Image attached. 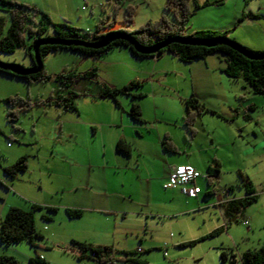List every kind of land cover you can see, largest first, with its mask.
Returning <instances> with one entry per match:
<instances>
[{
  "label": "rangeland",
  "instance_id": "obj_1",
  "mask_svg": "<svg viewBox=\"0 0 264 264\" xmlns=\"http://www.w3.org/2000/svg\"><path fill=\"white\" fill-rule=\"evenodd\" d=\"M16 1L32 5L30 3L32 1L45 2L46 0ZM54 1L49 0L51 5ZM165 1L130 0L128 5L134 9L132 23H130V25L133 24V28H131L136 29L148 21H156L161 16ZM124 2L127 3L125 0ZM261 2L264 3V0ZM247 3L249 0H224V4L219 6L220 8L207 6L203 12L204 16H192L186 26L185 33L190 34L197 30L223 32L226 30L223 28L227 26L229 36L234 37L252 50H264V38L254 37L246 19L228 24L231 20L228 19L229 11L234 8L241 10V6ZM87 6L90 5L83 3L85 9ZM116 8L115 21L110 27L113 29L127 28L122 7L117 6ZM38 9L43 11L41 8ZM96 9L98 8L96 7ZM220 13L223 16H220ZM110 20L113 21V15L110 16ZM29 40L27 39L28 44ZM124 52L126 51L111 50L105 56L107 59L113 58L112 61L118 62L114 66L115 70L109 68L111 73L123 72L124 69H128L129 65H138V62L129 58L130 55L127 52L128 60L125 61ZM50 53L56 54H48L43 60V64L46 71L51 74L70 69L82 71L89 68L92 62L91 58L83 59L77 52L70 50L61 49ZM0 60L18 62L26 66L32 64V59L26 53V48H18L12 53L0 51ZM102 71L106 70L102 69ZM222 75L227 80L225 74L222 73ZM173 78L183 79V76L178 77L171 73L167 75V79L173 80ZM194 83L196 82L194 81ZM227 85L229 86L227 89H231V97L235 96V99L232 98L233 107H235V112L232 111L234 117H227L219 107H216L220 113L203 111L196 120L202 118L206 131L215 135L216 140L227 143L226 146H219L218 149L212 150L221 158L220 172L213 178L214 184L220 190L228 184H233L234 190L231 195L233 193L242 195L244 188L239 186L236 173L240 170L253 181L259 196L256 201L248 204L241 214L237 215V220L229 223L226 230L209 236L212 230L223 223L224 218L220 210L201 205L202 203H198V201L195 203V199L187 204V208H190L188 213H179L176 216L171 215V217L165 215L166 213H161L156 216L157 218L144 219L135 214L124 215L119 212L98 209L106 206L102 196H99L96 201L86 203L98 207L97 209L93 208L90 211L82 209L80 217L69 218L62 204L73 201L75 198L69 191L63 192L59 187L60 180L66 178L65 176L61 177V169H57L61 168L62 164L58 163L56 167L51 163V160L47 161L43 157L50 152L51 147L54 149L62 147L58 145V141L56 143L53 141L55 133L52 126L57 123V116L65 112L55 105H44L46 113L42 115L41 119L38 120L37 114H35V110L39 106L34 105V100L41 96L45 98L54 86L51 82L28 83L24 78L0 71V219L10 206L29 208L30 202H25L20 197L34 201L30 196L39 195L59 204V210L54 214L52 221L42 219V210L35 212V225L42 234V237L37 240L39 245L37 251L45 256L49 264H97L90 257L78 258V249L71 247L72 239L87 240L94 245L110 248L111 256L116 259L115 264H139L121 259L125 256L123 251L136 252L129 255L144 259L143 264H220L219 247L227 250L232 249L235 254L239 255L246 249L261 246L264 243V96L254 95L241 80L235 82L227 80ZM147 86L148 84L144 87L145 91ZM148 93V98L153 97L151 91ZM9 96H19L23 99L29 96L32 102L31 110L20 111L19 119L14 123L7 120L9 108L3 101ZM251 102L256 104L254 109L246 107ZM215 106L217 105L215 104ZM206 107L209 108V105ZM245 114H249V117L245 118L243 116ZM196 123H194V127ZM32 124L36 126L35 133L32 131ZM51 131L53 140L47 139ZM40 136L41 140L38 145H41L40 155L43 156L40 159H35L30 155L27 170L19 172L14 179H8L2 172V166L12 163L21 155L15 157L11 151L20 142L25 143L20 146L25 152L30 154L33 149L36 151L37 146L34 148L29 144L32 139ZM12 144L14 145L9 147ZM67 146L69 145L67 144ZM80 146L78 145L79 148H81ZM202 172H205L204 168ZM14 199L19 202V205H10ZM244 219H247V224L244 223ZM195 239L199 240L193 245H180L182 242ZM137 250L140 251L137 252ZM33 252L34 248L26 241L12 243L7 247L0 246V254L13 256L17 260V264H28V257L33 255ZM88 254L90 255V251ZM236 264H241L240 260H237Z\"/></svg>",
  "mask_w": 264,
  "mask_h": 264
},
{
  "label": "crops",
  "instance_id": "obj_2",
  "mask_svg": "<svg viewBox=\"0 0 264 264\" xmlns=\"http://www.w3.org/2000/svg\"><path fill=\"white\" fill-rule=\"evenodd\" d=\"M125 1L127 3L124 0H55L52 5L49 0L29 2L37 8L43 9L55 22L67 21L81 29L92 30L101 19L109 23L110 16L113 15V18L116 16L117 6L122 7L124 13V8L130 0ZM196 2L200 6L192 15L195 17L204 16L203 12L207 6L220 8L219 6L224 4V0H196ZM48 3L49 6H47ZM83 3L90 6L85 9ZM89 7L90 9H88ZM163 13L162 7L161 14ZM240 13L254 15L243 19L247 20L254 37L264 38V3L261 0H249V3L241 6V10L231 9L228 13V19H231L228 24L238 21ZM167 16L171 18L170 14ZM220 16L223 14L220 13ZM127 27L133 28V24ZM109 29H113V27ZM223 29L228 31L227 26ZM111 50H125L129 53V58L138 62V65H129L128 69H124L123 72L111 73L109 68L115 70L114 66L118 62L112 61L113 58L107 59L105 56L108 52L99 58L82 56L83 59H92L89 68H97L95 78H80L72 82L69 88L64 87L57 80L48 81L54 86L50 92L62 91L63 94H66L70 89L76 93L77 108L75 110L56 106L65 113L57 116L56 126L51 125L54 128V140L52 131L47 136V139L53 140L54 143L58 141V145L62 147L58 149L51 147L47 155H42L47 161L51 160L54 166L58 163L62 164V167L57 169H61V177L65 176L66 178L60 180L59 187L63 192L69 191L75 198L73 201L62 204L64 209L79 208L89 211L93 208L97 209L98 207L86 203L96 201L97 197L102 196L106 206L98 209L119 212L124 215L135 214L144 219L156 217L161 213H166L165 215H169L168 217L176 216L179 213H188L190 208H187V204L191 203L192 199H195L194 202L198 201V203H202L201 205L210 206L219 211L220 208L214 203L213 192L220 188H217L214 183L208 185L204 179H199L198 183L202 187V192L196 197L188 198L182 195L179 189H164L162 185L172 165H191L201 172L204 168L205 172L203 173L206 174L209 165H213L214 159H217L221 166V158L212 150L218 149L219 146H226L227 143L216 140L215 135L206 131L202 118H199V123L196 121L194 136L190 135L183 122L186 112L185 100L195 98L199 102L209 105V108L216 114L223 111L224 115L233 118L235 107H233L232 98L235 99V96L231 97V89H227V87L229 88L227 80L235 82L241 79L233 80L224 73L225 61L217 54L185 62L167 52L158 56L136 58L124 47H115ZM126 52H124L125 61L128 60ZM102 69L106 71H102ZM169 73L178 77L183 76V79H167ZM222 73L225 74L227 80L224 79ZM133 79L140 82V86L132 89L131 93L142 94L136 99L141 107V120H135L128 114L131 102L129 94H118V104L109 98L95 96L100 91L101 82L120 87ZM242 82L245 84L244 81ZM146 84L148 86L145 91ZM243 87L245 86L243 85ZM248 90L251 91L250 88ZM148 91H151L153 97L148 98ZM37 106L39 107L35 110V114L39 120L46 111L44 105ZM248 106L254 109L256 104L251 102L246 105V107ZM174 107H176L175 110H173ZM216 107H219L220 111ZM242 107L245 108L243 105ZM243 116L248 118L249 114ZM32 128L35 133L36 126L34 124H32ZM165 137H169V140L176 146L175 152L165 149L163 145ZM40 140L41 136L32 139L30 144L28 143L34 148L37 146L36 151L32 147L33 150L30 154L20 147L25 144L22 142L18 143V146L16 145L17 147L11 151V154L16 157L24 153L28 157L32 155L33 158L40 159L42 157L40 155L41 145H38ZM118 140L130 144L128 153L117 147ZM78 145H81V148ZM7 178L9 179V177ZM76 182L78 183L75 184ZM230 185L233 184H228V186ZM243 194L233 193L227 197L231 199L243 196ZM30 197L34 201L24 197L20 198H23L25 202H35L56 207V211L59 210V204L39 195ZM10 205H19V202L14 199ZM56 211L52 212L50 221L54 219ZM39 233L41 234L40 231ZM80 241L89 242L87 240ZM41 255L44 256L42 253Z\"/></svg>",
  "mask_w": 264,
  "mask_h": 264
},
{
  "label": "trees",
  "instance_id": "obj_3",
  "mask_svg": "<svg viewBox=\"0 0 264 264\" xmlns=\"http://www.w3.org/2000/svg\"><path fill=\"white\" fill-rule=\"evenodd\" d=\"M199 6L196 0H166L163 6L164 13L156 21H148L139 28L109 29L108 27L112 25L113 21L106 23L104 19H101L92 30H85L67 21L54 22L46 12L35 6L16 0H0V51L12 53L18 48H26V53L32 59L30 66L0 60V71L24 78L28 83H45L54 79L63 84L64 87L69 88L72 82L80 78H95L97 68L91 67L83 71L70 69L51 74L46 71L43 60L52 51L65 49L77 52L81 56L99 58L115 47H124L136 58L161 55L167 52L185 62L217 54L225 61L223 71L227 76L233 80L241 79L254 94L264 96V50H252L234 37L229 36L226 31L197 30L190 34L185 33L190 17ZM133 12L132 6H125V25L129 26L132 23ZM167 14H170L171 18ZM248 16L254 15L244 13L238 18V21ZM27 39H30L29 44ZM36 56L39 61H37ZM139 86L140 82L137 79H133L120 87L101 82L100 91L95 96L109 98L118 104V94H129L131 102L128 114L135 120H141V107L136 99L142 94L131 93L132 89ZM75 97L76 93L70 89L66 94H63L62 91H53L45 98H36L34 105H55L64 109L75 110L77 108ZM3 101L7 103L9 108L7 120L10 123L18 121L20 111H27L32 107L29 96L26 99L19 96H9ZM185 105L186 112L183 116V122L190 135L194 136L196 133L194 123L199 114L203 111L214 114L216 112L195 98L185 100ZM163 145L168 151H176V146L169 140V137H165ZM117 147L128 153L131 146L126 141L118 140ZM219 166L217 159H214L213 165H209L207 178L204 179L208 185L214 183L213 178L218 175ZM27 167L28 155L22 154L12 163L2 166V169L7 177L14 179L19 172L26 171ZM236 173L239 186L244 188V194L240 197L231 198L222 205L221 213L224 221L212 230L209 236L226 230L229 223L237 220V215L241 214L242 210L248 204L256 201L259 196L249 176L240 170ZM224 188L228 190L226 196L234 190L233 185ZM28 207L10 206L6 210L0 219V246L7 247L12 243L26 241L34 248V254L28 257V264H49L45 257L37 251V247H39L37 240L42 235L35 225V212L42 210V219L50 221L52 219L51 214L56 211V207L35 202H30ZM65 211L71 218L79 217L82 214V209L79 208H66ZM198 240L185 241L180 245H193ZM71 247L78 249V258L90 257L97 264H104L107 259L116 262L108 247L75 239L71 240ZM219 248L220 264H236L237 260H240L241 264H264V243L257 248L246 249L239 255L235 254L232 249ZM88 251H90V255ZM123 253L125 256L121 259L127 262L139 264L145 262L142 258L129 255L136 252L123 251ZM0 264H17V260L13 256L0 254Z\"/></svg>",
  "mask_w": 264,
  "mask_h": 264
},
{
  "label": "built area",
  "instance_id": "obj_4",
  "mask_svg": "<svg viewBox=\"0 0 264 264\" xmlns=\"http://www.w3.org/2000/svg\"><path fill=\"white\" fill-rule=\"evenodd\" d=\"M205 178H207L206 173L197 170L191 165H172L169 168L168 175L163 183V187L165 189L177 188L186 198L196 197L202 191V187L198 183V180ZM227 193L228 190L226 188H222L220 191L217 190L213 192L215 196L214 203L220 208L221 211L222 205L230 200V198L226 196ZM244 223H248L247 219H244ZM104 264H115V261L107 259Z\"/></svg>",
  "mask_w": 264,
  "mask_h": 264
},
{
  "label": "water",
  "instance_id": "obj_5",
  "mask_svg": "<svg viewBox=\"0 0 264 264\" xmlns=\"http://www.w3.org/2000/svg\"><path fill=\"white\" fill-rule=\"evenodd\" d=\"M154 56H158V55H154ZM36 59H37V61H39L38 58H37V56H36ZM40 63H41V62H40ZM41 64H42V63H41ZM41 64H40V65H41Z\"/></svg>",
  "mask_w": 264,
  "mask_h": 264
}]
</instances>
